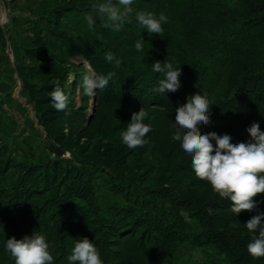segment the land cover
<instances>
[{
    "label": "trees",
    "instance_id": "trees-1",
    "mask_svg": "<svg viewBox=\"0 0 264 264\" xmlns=\"http://www.w3.org/2000/svg\"><path fill=\"white\" fill-rule=\"evenodd\" d=\"M227 1L143 0L120 31L103 26L88 35L84 47L74 49L71 56L48 42L42 29L35 27L34 50L26 55L45 65L17 68L24 92L38 106L52 105V81L58 80L65 92L71 75L75 82L79 79V66L70 60L77 53L87 58L98 75L115 73L108 83L110 88L99 90L101 102L132 112L144 108L157 120L158 114L175 118V109L200 93L209 101L211 120L200 125L201 131L228 134L233 143L249 142L247 129L254 122L264 131V0H239L237 7ZM139 11L167 16L162 36L148 34L140 26L135 18ZM65 12L57 11L47 23L51 32L61 26ZM137 40L143 41V52L135 49ZM107 52L121 61L118 67L115 60L106 61ZM165 60L180 67L182 74L179 89L162 94L156 89L164 75L154 72L152 64ZM37 78L41 84H31L30 79ZM49 112L53 117L62 113L53 106ZM47 123L44 126L51 131L50 138L60 146L54 130L57 124L52 127ZM155 123L149 137L152 144L159 140ZM171 130L162 138L164 151L179 146L172 136L180 129ZM181 154L183 160L176 164L159 162L157 186L132 180L133 175H124L127 168L105 160L117 174L112 191L120 194L126 205L114 204L103 216L93 188L97 168L83 163L78 167L60 159L44 167L26 165L0 149V264H15L6 250L8 238L22 239L34 232L46 237L52 264H70L68 257L75 243L85 237L96 246L104 264H174L178 249L186 243L194 248L213 245L231 264H264V257L249 255L251 234L244 225L252 216L264 213V194L254 198L256 210L236 216L229 210L230 201L198 180L191 158L182 149ZM11 169L21 172L15 184L6 186L3 179ZM191 220L199 223L201 234Z\"/></svg>",
    "mask_w": 264,
    "mask_h": 264
},
{
    "label": "rangeland",
    "instance_id": "rangeland-1",
    "mask_svg": "<svg viewBox=\"0 0 264 264\" xmlns=\"http://www.w3.org/2000/svg\"><path fill=\"white\" fill-rule=\"evenodd\" d=\"M101 2L104 0H0V29L4 47L0 58L5 59L0 63V71L1 66L7 64L16 78V82L9 87V101L0 103V149L7 152L10 159L26 165L44 167L55 159H60L63 162H73L78 167H82L83 163L84 166L97 168L93 181L95 200L101 215L106 216L114 204L125 206L126 202L120 194L112 191V182L117 174L104 163L105 160L114 162L122 169L127 168L128 171L124 172V175H133L132 180L135 178L134 180L143 185L157 186L161 179L159 162L165 165L168 162L176 164L183 160L180 142L179 146L171 151L163 150V139L172 133L171 129L177 128L175 118L158 114L156 120L148 116L145 123L152 125L153 121L156 122L153 125L158 128L156 136L159 143H151L149 132L145 136L147 142L144 146L138 147L137 150L129 149L122 143L120 133L130 122L133 112L101 102L98 89L94 97L83 94L82 80L86 74L83 63L87 60L86 57L75 53V56L70 58L79 66V79L75 82L74 77L70 76L65 88L69 105L57 117H53L49 112L52 105L38 106L31 100L28 92H24L23 81L17 69L19 66L45 65L44 62L31 60L26 55L27 51L34 50L35 27L41 28L43 37L55 44L64 54L71 56L72 52H75L74 49H82L86 37L100 31L107 22L106 17H99L92 8L93 4ZM142 3L143 0H133V9ZM227 4L237 7L239 0H228ZM60 10L68 11L61 21L62 24L65 19L66 23L62 28L54 27L52 30L55 32H51V28L46 27L39 19L55 16ZM66 14H69L67 18ZM89 15L95 19V24L91 27L85 19ZM30 82L39 86L41 79H30ZM107 87L110 88V85ZM91 112H94L95 117L92 124L87 125ZM51 120L57 124L54 130L57 131L55 137L59 139L60 146L52 141L51 131L44 126L45 122H48V125L55 127L56 125L50 123ZM57 147L65 152L64 157L56 156ZM143 149L146 150L145 153H142ZM169 154L170 157L167 158ZM20 172V169L9 170L3 183L6 186L15 184ZM165 174L166 172L163 175ZM182 216L190 220L187 213L183 212ZM191 223L198 234L203 232L197 221L191 220ZM174 264L231 263L225 256L220 255L213 245L194 248L192 244L186 243L178 249Z\"/></svg>",
    "mask_w": 264,
    "mask_h": 264
},
{
    "label": "clouds",
    "instance_id": "clouds-1",
    "mask_svg": "<svg viewBox=\"0 0 264 264\" xmlns=\"http://www.w3.org/2000/svg\"><path fill=\"white\" fill-rule=\"evenodd\" d=\"M92 8L99 17L107 18L103 26L115 31H120L134 11L133 0H104L93 4ZM135 18L148 34L160 36L164 31L162 25L168 20L163 13L157 17L152 12L144 11L136 12ZM85 19L90 27L95 24L92 15ZM135 49L143 52L142 40L136 41ZM105 59L108 63L115 60L117 67L121 63L112 52L105 53ZM83 67L86 74L83 76L82 88L87 97H94L96 90L104 89L115 76L114 72L98 75L87 60H84ZM152 70L164 75L156 91L163 94L179 89L180 67H174L171 61L165 60L163 63L154 62ZM52 83L55 85L49 93L52 106L57 111H65L69 97L58 80ZM209 110L205 95L197 93L190 96L187 103L175 109V123L180 130L173 134L172 139L180 142L182 150L191 158L195 177L207 182L221 199L230 201L231 213L237 216L242 211L252 212L257 208L254 198L264 194V131H261L259 123L254 122L247 129L251 140L239 143H233L228 134L202 132L200 125L211 123ZM147 117L144 108L132 113L130 122L120 133L121 141L127 148L136 149L147 142L145 136L151 131V125L145 123ZM244 225L251 234L247 244L249 255L253 258L264 257V213L252 216ZM49 248L46 237L37 232L22 239L8 238L6 242V250L14 258L15 264H52L54 258ZM68 260L70 264H104L98 249L86 237L77 240Z\"/></svg>",
    "mask_w": 264,
    "mask_h": 264
},
{
    "label": "crops",
    "instance_id": "crops-1",
    "mask_svg": "<svg viewBox=\"0 0 264 264\" xmlns=\"http://www.w3.org/2000/svg\"><path fill=\"white\" fill-rule=\"evenodd\" d=\"M69 16V14H66V18ZM71 18H73L70 15ZM54 18V15L52 17L48 18H42L39 19L41 22H44V24L47 27V23H50V21ZM65 19L63 23L61 24V28L64 27L65 24ZM77 23V22H76ZM4 47L2 43V31L0 29V53H3ZM4 58H0V63L4 62ZM12 70L7 64H4L1 66V71H0V103H4L5 101H9V87H11L14 82H16L15 75L11 72ZM1 126V125H0ZM1 128V127H0Z\"/></svg>",
    "mask_w": 264,
    "mask_h": 264
},
{
    "label": "water",
    "instance_id": "water-1",
    "mask_svg": "<svg viewBox=\"0 0 264 264\" xmlns=\"http://www.w3.org/2000/svg\"><path fill=\"white\" fill-rule=\"evenodd\" d=\"M93 113H94V112H91V114L89 115L87 125L90 124L91 119L93 118V115H94ZM64 155H65V152L62 151V150H60V149L57 147V149H56V156H57V157H64Z\"/></svg>",
    "mask_w": 264,
    "mask_h": 264
},
{
    "label": "bare ground",
    "instance_id": "bare-ground-1",
    "mask_svg": "<svg viewBox=\"0 0 264 264\" xmlns=\"http://www.w3.org/2000/svg\"><path fill=\"white\" fill-rule=\"evenodd\" d=\"M58 158H62V157H58Z\"/></svg>",
    "mask_w": 264,
    "mask_h": 264
}]
</instances>
